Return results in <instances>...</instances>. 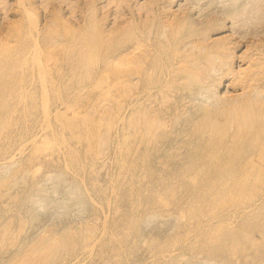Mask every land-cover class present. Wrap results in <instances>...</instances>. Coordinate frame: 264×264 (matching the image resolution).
Segmentation results:
<instances>
[{"label": "rangeland", "instance_id": "obj_1", "mask_svg": "<svg viewBox=\"0 0 264 264\" xmlns=\"http://www.w3.org/2000/svg\"><path fill=\"white\" fill-rule=\"evenodd\" d=\"M20 1L0 0V63L2 62L0 65L4 64L8 57L7 60L11 57L14 58V60L11 59L6 62L7 68L3 67L5 65L1 66L2 68L0 67V89H2L0 90V106H4L3 109L0 108L1 111L3 110L0 114V232L2 231L0 233V264H187L188 262V264H264V120L262 124L255 123L257 125L250 130H241L238 126L239 121L225 119L227 115L223 114V111L216 117L220 125L222 124V127H220L225 128L224 138L227 139V142L222 136V144L220 143L221 138H217L216 142L211 143L212 146L205 144L207 140L203 141L204 143L198 140L202 142V145H205L202 146L197 141V146L196 140L191 138L195 124L193 121L198 119L201 110L215 111V108L210 106L214 103L213 99H215L210 97L212 95V97H215L212 91L218 94H215L217 97L226 95L228 101L234 99L237 107H242L241 110L245 106L253 112L255 110L256 113H263L261 117L264 119V108L262 107L264 106V0H22L21 3L24 1L22 6L24 5L23 7H26V10L22 6H18L21 5ZM18 2L20 4H17ZM26 5L29 6V9ZM185 18L187 21H184ZM33 21H36L37 25H35L36 23L31 24ZM167 21L169 22L166 23ZM172 21L178 23L177 26L181 27L180 30L182 28L185 30L180 31ZM182 22L186 23L183 24ZM179 23H182L183 26ZM34 25L35 27H32ZM22 28L24 31L21 30ZM136 28L139 31L141 29L142 32H139ZM13 29L17 30H15V33L18 30L22 33L18 32L19 35L14 36ZM156 29L159 31L158 33ZM26 30L31 32L28 33ZM162 30L164 31L162 32ZM36 31L40 32H38L39 35ZM123 31L124 33H122ZM136 32L141 33V36ZM172 33L176 37L172 36ZM165 36L166 38H164ZM190 36L193 38H190ZM23 38L24 41H28V47L22 40ZM19 39L26 46H22ZM49 39H52V42ZM84 39L86 42H84ZM91 39L94 40L91 41ZM35 40H38V43ZM160 40L162 41L160 42ZM33 41L39 45L40 50L36 48V44L32 46ZM82 41L88 46L86 49L85 45L80 43ZM30 42L32 44H29ZM89 43L90 45H88ZM92 43L95 48L92 47ZM95 44H98V46L96 47ZM157 44H159L158 47ZM82 45L84 47L81 48ZM110 45L117 46L118 50L117 48L113 50L115 46L110 47ZM218 45H220L219 48H217ZM174 46L175 48H170ZM34 47L36 50L33 49ZM21 48H23L25 53H22L24 54L21 53ZM77 50H80V53L77 54ZM108 50H111V54L113 52L115 54H109ZM116 50L120 52L116 54ZM201 51L205 54L200 53ZM206 52H208L207 55ZM153 53L154 55H152ZM83 54L86 56H83ZM98 54L100 55L99 59L96 58V56H99ZM106 54L108 58L105 56ZM33 55L34 57H32ZM122 55L125 56L124 58L128 55L129 57L124 59ZM24 57L26 58L24 59ZM74 57H80V60ZM149 57L150 59H147ZM158 57L160 60H158ZM190 57L191 59H189ZM83 58H85V61H82ZM162 59L165 60L164 64L167 63L168 69L166 64L163 66ZM172 59L175 61H172ZM109 60L110 62H108ZM10 61L13 62L9 63ZM170 61H172V64ZM72 62L75 65H72ZM78 62L79 64H77ZM94 62H96L95 66ZM80 63L81 66L79 67ZM129 63L131 67L133 65L132 69ZM136 64H140L139 68L141 67L142 72L140 71L138 76L135 74L130 75L129 82L123 76L122 69V77L119 75L121 74L120 67L127 65V67H130L128 70L132 72L133 68L135 70L138 67H134ZM148 65H152L153 68ZM106 66H112L111 68L114 67V70L108 69ZM117 66L118 72L116 70ZM144 66L148 69H145ZM95 67H98L100 71L96 70ZM124 67L123 70L125 71L127 68ZM6 69L10 71L8 72ZM105 69L115 71L113 73L116 74L117 72L119 76L115 75L114 77L113 73L108 76L111 71H105ZM3 70L7 71L5 72L7 75ZM147 70L150 77V73H152L151 78L146 74ZM160 70L163 72H160ZM173 72L177 74L174 73V75ZM182 72L185 74L183 75ZM13 73V76L10 75ZM189 73H193V77ZM243 74L246 78H242ZM194 76L199 79L194 80ZM239 77L241 78L238 79ZM211 78H213L212 81ZM4 79L7 82H4ZM140 79L143 82H140L142 81ZM185 80L190 82L188 83ZM196 80L201 82H195ZM235 80L237 81V83L235 82L236 86H234ZM145 81H150L148 86L144 84ZM183 81L185 83L182 85ZM40 82L44 83L43 89ZM175 82H178V85ZM191 82L193 84L190 86L192 89L189 88L190 94L186 90L184 91L183 87H185L184 85L188 86L187 84ZM155 83L157 84L156 87ZM196 83H198V86ZM18 86L20 87L18 88ZM181 87L182 89H180ZM161 88L166 89L167 94ZM138 89L139 93L143 89L144 91L139 94L137 93ZM182 90L183 92H181ZM202 91L209 93V95ZM173 92H175V95ZM251 92H253V95ZM180 94L183 96L181 97ZM195 94H197L198 99ZM231 94L232 96H229ZM244 94H246V97ZM136 95H140L141 100ZM145 95H147V98ZM240 95H243V98ZM260 95L263 99L259 104L256 97H260ZM224 96H221L223 98L219 100L223 103L221 106L228 102ZM236 97H241L242 102L237 98L240 101L238 102ZM205 100H208V104H205ZM11 101L13 102L11 103ZM210 101L212 102L210 103ZM133 102H135L136 108H133L135 107ZM168 102L170 104H165ZM192 102L193 104H191ZM202 103L204 105H201ZM6 106L9 109L5 108ZM200 108L202 109L200 110ZM225 108L226 106L223 107V109ZM164 109H166V112ZM167 111L169 113L171 111V113L169 114ZM186 114L189 115V118ZM226 120L229 123L224 125ZM153 121L155 122L153 123ZM158 122H160V125ZM185 123H190V126ZM192 123L194 124L192 125ZM131 125L133 126L131 127ZM149 125L151 127H148ZM162 125L164 130H162ZM135 126L138 128L136 127V129ZM187 126L188 128H185ZM148 128L152 130H148ZM133 130L144 138V142L139 149L128 146V142L131 144L133 141L131 140L134 136ZM160 131L163 132V135L167 134V138L161 137L163 135H159ZM170 133L171 135H168ZM227 133L230 135L229 138H227ZM122 138L126 139V146ZM149 138L152 140L159 139L155 141L156 143H153L148 140ZM189 139H192V142ZM186 141H188L187 144H185ZM258 142H262L263 145ZM186 147L190 149L188 150ZM192 147L193 149L198 148V153L200 149L205 152L200 151L203 153H199L200 155L197 152L192 153L196 151L192 150ZM125 148L128 149L127 152ZM159 150L160 153H158ZM166 152H172V154H166ZM257 153L260 155L262 153V156L260 157ZM189 154L192 158L186 156ZM130 155L131 159H129ZM241 158H243L242 163ZM149 162H152V164ZM146 163L149 165H146ZM172 164L173 166H171ZM246 165L249 166L246 168ZM233 169H235L234 173L230 171ZM171 172L172 175H170ZM150 176L154 179L157 177L155 182ZM161 183L166 186H161ZM189 183L191 184L189 185ZM223 187H225V190ZM206 191L208 192L206 193ZM141 195H144V197ZM153 203L155 204L153 205ZM24 207L27 209H24ZM126 213L128 214L126 215ZM89 228L91 229L89 230ZM76 230L80 232L77 233ZM74 231L77 236L72 235L75 234ZM91 232H93V235ZM78 235H82L84 238L81 236L77 240ZM68 236H71V240ZM60 238L64 240L59 241ZM157 238L161 241H158ZM68 239L72 241L74 248L69 244ZM85 239L88 240L85 241ZM83 241L85 242L82 243ZM25 245L26 247H24ZM55 246L56 248H54ZM20 247H24L23 250ZM54 251L57 254L53 253Z\"/></svg>", "mask_w": 264, "mask_h": 264}, {"label": "bare ground", "instance_id": "obj_2", "mask_svg": "<svg viewBox=\"0 0 264 264\" xmlns=\"http://www.w3.org/2000/svg\"><path fill=\"white\" fill-rule=\"evenodd\" d=\"M21 1H22V0H21ZM21 1H20V3H21ZM20 3L18 2L17 4H20ZM22 3H24V1H23ZM22 3H21V5H18V6H22ZM148 3H149V2H148ZM150 4H151V3H150ZM152 4H153V3H152ZM147 5H148V4H147ZM23 6H24V5H23ZM23 6H22V7H23ZM26 6H27V5H26ZM150 6H153V5H150ZM27 7H28V9H29V6H27ZM131 7H132V6H131ZM23 8H24V7H23ZM25 8H26V7H25ZM25 8H24V9H25ZM18 9H19V8H18ZM24 9H23V11H24ZM28 9H27V10H28ZM146 9H147V8H146ZM153 9H154V8H153ZM25 10H26V9H25ZM24 12H25V11H24ZM129 12H130V11H129ZM153 12H154V11H153ZM174 13H175V12H174ZM183 13H184V12H183ZM27 14H28V13H27ZM30 14H31V13H30ZM30 14H29V15H30ZM148 14H149V12H148ZM177 14H178V13H177ZM126 15H127V14H126ZM175 15H176V14H175ZM116 16H117V15H116ZM170 16H171V15H170ZM172 16H173V15H172ZM179 16H180V15H179ZM185 16H186V14H185ZM173 17H174V16H173ZM177 17H178V16H177ZM177 17H175V18H177ZM27 18H29V17H27ZM31 18H33V17L31 16ZM131 18H132V17H131ZM154 18H155V17H154ZM182 18H183V16H182ZM33 19H34V18H33ZM33 19H32V20H33ZM177 19H178V18H177ZM177 19H176V21H177ZM180 19H181V16H180ZM28 20H29V19H28ZM36 20H37V19H36ZM129 20H130V19H129ZM182 20H183V19H182ZM185 20H186V18L184 19V21H185ZM192 20H193V19H192ZM30 21H31V20H30ZM30 21H29V23H30ZM180 21H181V20H180ZM180 21H178V22H180ZM186 21H187V20H186ZM156 22H158V21L156 20ZM168 22H169V21H167L166 23H168ZM172 22H174V23L176 24L175 21H172ZM189 22H190V19H189ZM32 23H36V21L31 22V24H32ZM136 23H137V22H136ZM136 23H135V24H136ZM142 23H143V22H142ZM182 23L185 24L186 22H185V23L182 22ZM182 23H179V24L182 25ZM172 24H173V23H172ZM177 24H178V23H177ZM177 24H176V26H177ZM35 25H37V23H36ZM35 25L32 26V27H35ZM157 25H158V24H157ZM160 25H161V24H160ZM160 25H159V26H160ZM162 25H163V24H162ZM166 25H167V24H166ZM181 25H180V26H181ZM204 25H205V24H204ZM204 25H203V26H204ZM137 26H138V25H137ZM169 26H171V25H169ZM174 26H175V25H174ZM182 26H183V25H182ZM207 26H208V25H207ZM14 27H15V26H14ZM133 27H134V25H133ZM177 27L179 28V26H177ZM184 27H185V25H184ZM187 27H188V26H187ZM189 27H191V26H189ZM205 27H206V26H205ZM18 28L20 29V26H19ZM25 28H26V27H25ZM25 28H24V29H25ZM27 28H28V27H27ZM37 28H38V27H37ZM120 28H121V27H120ZM140 28H141V27H140ZM153 28H154V27H153ZM153 28H152V29H153ZM171 28H172V27H171ZM174 28H175V27H174ZM180 28H181V27H180ZM180 28H179V30H180ZM199 28H200V27H199ZM206 28H207V27H206ZM40 29H41V27H40ZM136 29L139 31L138 28H136ZM182 29H183V28H182ZM182 29H181V30H182ZM196 29H197V28H196ZM13 30H14V33H15V30H16V29H13ZM21 30L24 31L23 28H22ZM28 30H30V29L28 28ZM28 30H26V32H27ZM37 30H38V29H37ZM96 30H97V29H96ZM96 30H95V31H96ZM156 30H157V29H156ZM164 30H165V29H164ZM164 30H162V32H163ZM181 30H180V31H181ZM184 30H185V29H183V31H184ZM192 30H193V29H192ZM200 30H201V29H200ZM204 30H205V29H204ZM204 30H203V31H204ZM16 31H17V30H16ZM41 31H43V30H41ZM120 31H121V30H120ZM140 31H141V29H140ZM140 31H139V32H140ZM143 31H144V28H143ZM153 31H154V30H153ZM170 31H172V30H170ZM177 31H178V30H177ZM193 31H194V30H193ZM193 31H191V32H193ZM198 31H199V30H198ZM203 31H202V33H203ZM18 32H19V30H18ZM18 32H16L14 36H16L17 34L19 35V33H20L21 31H20L19 33H18ZM30 32H31V31H28V33H30ZM38 32H39V31H36L37 34H38ZM134 32H135V30H134ZM141 32H142V31H141ZM144 32H145V31H144ZM144 32H143V33H144ZM146 32H147V31H146ZM155 32H156V31H155ZM158 32H159V31L157 30V33H158ZM162 32H160V33H162ZM175 32H176V30H175ZM194 32H196V31H194ZM21 33H22V32H21ZM24 33H25V32H24ZM24 33H23V34H24ZM39 33H40V32H39ZM84 33H85V32H84ZM96 33H97V32H96ZM122 33H124V31H123ZM122 33H121V34H122ZM136 33H137V32H136ZM143 33H142V34H143ZM151 33H152V32H151ZM157 33H155V34H157ZM185 33H186V32H185ZM200 33H201V32H200ZM202 33H201V34H202ZM23 34H22V35H23ZM41 34H42V33H41ZM137 34H138V33H137ZM140 34H141V33H140ZM140 34H138V35L141 36ZM172 34H173V33H172ZM177 34H178V32H177ZM177 34H176V35H177ZM196 34H198V33L196 32ZM201 34H200V35H201ZM204 34H205V33H204ZM204 34H203V35H204ZM38 35H39V34H38ZM42 35H43V34H42ZM93 35H94V34H93ZM96 35H97V34H96ZM144 35H145V34H144ZM165 35H166V33H165ZM169 35H170V34H169ZM178 35H180V34H178ZM27 36H28V35H27ZM36 36H37V35H36ZM90 36H92V35H90ZM103 36H104V35H103ZM119 36H120V35H119ZM139 36H137V37H139ZM145 36H146V35H145ZM145 36H144V37H145ZM153 36H154V35H153ZM153 36H152V37H153ZM172 36H174V34H173ZM188 36H189V35H188ZM191 36H192V34H191ZM191 36H190V38H193V37H191ZM193 36L195 37V34H194ZM201 36H202V35H201ZM37 37H39V36H37ZM96 37H97V36H96ZM154 37H155V36H154ZM156 37H157V36H156ZM159 37H160V36H159ZM161 37H162V36H161ZM161 37H160V38H161ZM174 37H176V36H174ZM177 37H178V36H177ZM18 38H19V37H18ZM93 38H95V37L93 36ZM131 38H132V36H131ZM139 38H140V37H139ZM157 38H158V37H157ZM164 38H166V36H165ZM184 38H185V36H184ZM198 38H199V36H198ZM203 38H204V36H203ZM37 39H38V38H37ZM39 39H40V38H39ZM76 39H77V38H76ZM102 39H103V37H102ZM120 39H121V38H120ZM137 39H138V38H137ZM142 39H143V38H142ZM142 39H141V40H142ZM144 39H145V38H144ZM167 39H168V36H167ZM170 39H171V38H170ZM181 39H183V38H181ZM187 39H188V38H187ZM187 39H186V40H187ZM19 40H20V39H19ZM22 40L24 41V38H23ZM49 40H50V39H49ZM51 40H52V39H51ZM51 40H50V42H52ZM55 40H56V39H55ZM89 40H90V38H89ZM89 40H88V42H89ZM93 40H94V39H91V41H93ZM139 40H140V39H139ZM152 40H153V39H152ZM162 40H163V39H162ZM162 40H160V42H161ZM16 41H17V40H16ZM23 41L20 40L21 44H22ZM35 41H36V40H35ZM37 41H38V40H37ZM37 41H36V43H38ZM39 41H40V40H39ZM58 41H59V40H58ZM103 41H104V40H103ZM133 41H134V40H133ZM149 41H150V40H149ZM149 41H148V42H149ZM168 41H169V39H168ZM172 41H173V39H172ZM181 41H182V40H181ZM181 41H180V42H181ZM189 41H190V39H189ZM195 41H196V40H195ZM203 41H204V40H203ZM222 41H223V40H222ZM17 42H19V41H17ZM24 42H25V44H26L27 47H28V44H27L28 41L26 42V40H25ZM54 42H55V41H54ZM84 42H86L85 39H84ZM84 42L82 41V42H80V43H81V44H82V43L84 44ZM96 42H97V40H96ZM104 42H105V41H104ZM126 42H127V41H126ZM153 42H155V41H153ZM190 42H191V41H190ZM196 42H198V41H196ZM36 43L33 41V45H32V46H35ZM74 43H75V42H74ZM117 43H118V41H117ZM164 43H165V42H164ZM181 43H182V42H181ZM198 43H200V42H198ZM220 43H221V42H220ZM17 44H18V43H17ZM29 44H32V43L30 42ZM52 44L55 45V44H57V43H55V44L52 43ZM52 44H51V45H52ZM61 44H62V43H61ZM85 44H86V43H85ZM85 44H84V45H85ZM100 44H101V43H100ZM159 44H161V43H159ZM159 44H157V47L159 46ZM182 44H183V43H182ZM187 44H189V43H187ZM196 44H197V43H196ZM15 45H16V44H15ZM23 45H24V43L22 44V46H23ZM26 45H24V46H26ZM36 45H37V44H36ZM57 45H58V44H57ZM59 45H60V44H59ZM72 45H74V44H72ZM88 45H90V43H89ZM95 45H96V44H95ZM131 45H132V44H131ZM143 45H144V44H143ZM145 45H146V44H145ZM149 45H150V44H149ZM153 45H154V44H153ZM172 45H173V44H172ZM180 45H181V44H180ZM205 45H207V44H205ZM210 45H211V44H210ZM225 45H226V44H225ZM18 46H19V44H18ZM38 46H39V45H37L36 48H38V50H40V49H39L40 47H38ZM79 46H80V44H79ZM97 46H98V44L96 45V47H97ZM111 46H113V45H110V47H111ZM114 46H115V45H114ZM114 46H113V47H114ZM123 46H124V45H123ZM125 46H126V44H125ZM125 46H124V47H125ZM127 46H128V45H127ZM151 46H152V45H151ZM162 46H163V45H162ZM185 46H186V45H185ZM207 46H208V45H207ZM212 46H213V44H212ZM219 46H220V45H218L217 48H219ZM223 46H224V45H223ZM223 46H222V48H224ZM82 47H84V46L82 45L81 48H82ZM86 47H88V46L85 45V49H86ZM92 47H94L93 43H92ZM113 47H112V48H113ZM119 47H120V46H119ZM121 47H122V46H121ZM147 47H148V46H147ZM163 47H164V46H163ZM165 47H166V44H165ZM177 47H178V46H177ZM190 47H192V46H190ZM190 47H189V48H190ZM199 47H201V45H199ZM204 47H205V46H204ZM81 48H79V49H81ZM94 48H95V47H94ZM103 48H104V47H103ZM107 48H108V47H107ZM116 48H117V46H115V47L113 48V50L116 49ZM126 48H127V47H126ZM133 48H134V47H133ZM145 48H146V47H145ZM153 48H154V47H153ZM155 48H156V47H155ZM170 48H175V46H174V47H170ZM170 48H169V51H170ZM207 48H208V47H207ZM222 48H221V49H222ZM21 49H22L21 53L24 52L23 48H21ZM24 49L26 50V48H24ZM33 49L36 50L35 47H34ZM85 49H84V50H85ZM87 49L89 50V48H87ZM121 49H122V48H121ZM124 49H125V48H124ZM147 49H148V48H147ZM159 49H161V48H159ZM186 49H187V48H186ZM195 49H196V48H195ZM200 49H201V48H200ZM221 49H220V50H221ZM19 50H20V49H19ZM90 50H91V47H90ZM90 50H89V52H90ZM117 50H118V48H117ZM117 50H116V54H117V52H120V51H117ZM125 50H127V49H125ZM125 50H124V51H125ZM151 50H152V47H151ZM157 50H158V49H157ZM161 50H163V49H161ZM164 50H165V48H164ZM212 50H213V49H212ZM215 50H216V49H215ZM225 50L227 51V49H225ZM30 51H31V50H30ZM79 51H80V50H79ZM79 51L77 50V54H78ZM95 51H97V50H95ZM99 51H100V49H99ZM106 51H107V50H106ZM106 51H105V52H106ZM122 51H123V50H122ZM124 51H123V52H124ZM141 51H142V50H141ZM154 51H155V50L153 49V52H154ZM158 51H160V50H158ZM166 51H167V50H166ZM196 51H197V50H196ZM196 51H195V52H196ZM204 51H205V50H204ZM217 51H218V50H217ZM36 52H37V51H36ZM105 52H103V53H105ZM108 52H110L109 54H111V50H110V51L108 50ZM127 52H128V51H127ZM129 52H130V51H129ZM139 52H140V51H139ZM151 52H152V51H151ZM151 52H150V53H151ZM173 52H174V50H173ZM183 52H184V51H183ZM189 52H190V51H189ZM189 52H188V53H189ZM208 52H209V51H208ZM208 52H206V55H207ZM210 52H211V51H210ZM218 52H219V51H218ZM21 53H20V54H21ZM24 53H25V52H24ZM24 53H22V54H24ZM64 53H65V52H64ZM79 53H80V52H79ZM85 53H86V52H85ZM91 53H92V52H91ZM113 53H114V52H113ZM113 53H112V54H113ZM133 53H134V51H133ZM137 53H138V52H137ZM156 53H158V52H156ZM165 53H166V52H165ZM169 53H170V52H169ZM169 53H168V54H169ZM192 53H193V52H192ZM200 53H202V51H201ZM211 53H212V52H211ZM1 54H2V53H1ZM22 54H21V55H22ZM107 54H108V53H107ZM107 54H106L105 56H107ZM112 54H111V55H112ZM114 54H115V53H114ZM119 54H120V53H119ZM121 54H122V52H121ZM130 54H131V53H130ZM193 54H194V53H193ZM198 54H199V53H198ZM202 54H205V53H202ZM220 54H222V53H220ZM226 54H227V53H226ZM28 55H29V54H28ZM35 55H36V54H35ZM45 55H46V54H45ZM79 55H80V54H79ZM86 55H87V53H86ZM86 55L83 54V56H86ZM90 55H91V54H90ZM90 55H89V56H90ZM93 55H94V54H93ZM95 55H96V54H95ZM98 55H99V54H98ZM102 55H103V54H102ZM123 55H125V54H123ZM123 55H122V56H123ZM140 55H141V52H140ZM143 55H144V54H143ZM152 55H154V53H153ZM156 55H157V54H156ZM163 55H164V54H163V52H162V57H163ZM166 55H167V54H166ZM172 55H174V54H172ZM172 55H171V56H172ZM187 55H189V54H187ZM212 55H213V54H212ZM217 55H218V54H217ZM217 55H216V56H217ZM1 56H2V55H1ZM16 56H17V55H16ZM37 56H38V55H37ZM76 56H77V55H76ZM109 56H110V55H109ZM114 56H116V55H114ZM122 56H121V58H122ZM131 56H132V55H131ZM133 56H135V55H133ZM181 56H182V55H181ZM190 56H191V55H190ZM196 56L198 57L197 54H196ZM214 56H215V55H214ZM226 56H227V55H226ZM14 57H15V56H14ZM21 57H22V56H21ZM32 57H34V55H33ZM39 57H40V56H39ZM97 57H98V59H99V58H100V55H99V56H96V58H97ZM112 57H113V56H112ZM112 57H111V58H112ZM116 57H117V56H116ZM124 57H125V56H123V58H124ZM128 57H129V55H128ZM128 57H126V58H128ZM141 57H142V56H141ZM154 57H156V56H154ZM159 57L161 58V56H159ZM159 57H158V60H160ZM164 57H165V56H164ZM203 57H204V56H203ZM205 57H206V56H205ZM5 58H6V57H5ZM8 58H9V57H8ZM8 58H7V59H8ZM15 58H16V57H15ZM25 58H26V57H24V59H25ZM35 58H36V57H35ZM74 58H75V57H74ZM77 58H79V60H80V57H76L75 59H77ZM86 58H87V57H86ZM93 58H94V57H93ZM96 58H95V60H97ZM104 58H105V57H104ZM107 58H108V56H107ZM109 58H110V57H109ZM126 58H124V59H126ZM132 58H133V57H132ZM169 58H170V55H169ZM169 58H168V59H169ZM171 58H173V57H171ZM195 58H196V57H195ZM214 58H215V57H214ZM220 58H221V57H220ZM3 59H4V57H3ZM7 59H6V62L9 61V60H11V59L14 60V58H12V57H11V59H9V60H7ZM17 59H18V58H17ZM17 59H16V61H17ZM37 59L40 61V59H39L38 57H37ZM37 59H36V60H37ZM51 59H52V58H51ZM68 59H69V57H68ZM71 59H73V58H71ZM75 59H74V60H75ZM84 59H85V58H83L82 61H85ZM105 59H106V58H105ZM142 59H143V57H142ZM147 59H150V57L147 58ZM156 59H157V58H156ZM165 59H166V58H165ZM182 59H183V58H182ZM189 59H191V57H190ZM207 59H208V58H207ZM228 59H231V58H228ZM38 60H37V62H38ZM74 60H73V61H74ZM101 60H103V59L101 58ZM128 60H130V59H128ZM144 60H145V59H144ZM151 60H152V59H151ZM154 60H155V59H154ZM162 60H163V59H162ZM173 60H174V59H172V61H173ZM178 60H179V59H178ZM1 61H2V60H1ZM26 61H27V60H26ZM26 61H25V62H26ZM111 61H112V60H111ZM133 61H134V60H133ZM139 61H140V60H139ZM146 61H148V60H146ZM164 61H165V60H163L162 63H163ZM166 61H167V59H166ZM168 61H169V60H168ZM172 61H170L171 64H172ZM174 61H175V60H174ZM212 61H213V60H212ZM6 62H5L4 64L0 65V67L3 66V65H5ZM12 62H13V61H12ZM12 62L10 61L9 63H12ZM18 62H19V61H18ZM25 62H24V64H25ZM76 62H77V61H76ZM76 62H75V63H76ZM96 62H97V61H96ZM96 62H94V66H95V63H96ZM108 62H110V60H109ZM135 62H136V61H135ZM143 62H144V61H143ZM149 62H150V61H149ZM170 62H169V63H170ZM184 62H185V61H184ZM202 62H203V61H202ZM215 62H217V61H215ZM222 62H223V61H222ZM226 62H227V61H226ZM1 63H2V62H1ZM1 63H0V64H1ZM9 63H8V64H9ZM15 63H16V62H15ZM34 63H35V62H34ZM40 63H41V62H40ZM60 63H61V62H60ZM98 63H99V62H98ZM101 63H104V62H101ZM114 63H115V62H114ZM144 63H145V62H144ZM146 63H147V62H146ZM156 63H157V60H156ZM159 63H160V62H159ZM173 63H176V62H173ZM24 64H23V65H24ZM77 64H79V62H78ZM77 64H76V65H77ZM82 64H83V63H82ZM99 64H100V63H99ZM99 64H98V65H99ZM132 64H133V63H132ZM150 64H151V63H150ZM165 64L167 65V63H165ZM165 64L163 63V66H164ZM179 64H180V63H179ZM219 64H220V63H219ZM223 64H224V63H223ZM247 64H248V63H247ZM11 65L13 66V64H11ZM11 65H10V66H11ZM37 65H38V64H37ZM72 65H75V64H73V62H72ZM72 65H70V66H72ZM89 65H90V64H89ZM100 65H101V64H100ZM129 65H130V63H129ZM129 65H128V66H129ZM139 65H140V64H139ZM139 65H137V64L134 65V67H136V66H138V67H137L135 70H134V68H133L132 72H131L130 70H128V68H130L131 65H130V67H127V65L124 67V66L122 65L124 68H127L126 70H128V71H126V70L124 71V70H123V67H122V68L120 67L119 69H120V71H121V69H122L124 75L122 74V71L120 72L121 74H119V75H120V76L123 75V76L125 77V79L128 80V82H129V79H130L129 77H130V75L135 74L136 76H138V75L140 74V71L142 72V70H140L141 67L139 68ZM152 65H153V64H152ZM152 65H148V66H152ZM169 65H170V64H169ZM185 65H186V64H185ZM12 66H11V67H12ZM80 66H81V63H80V65H79V67H80ZM113 66H114V65H113ZM115 66H116V65H115ZM156 66H157V65H156ZM158 66H159V65H158ZM176 66H178V65H176ZM191 66H192V65H191ZM221 66H222V65H221ZM246 66H247V65H246ZM3 67H6V65L3 66ZM77 67H78V66H77ZM111 67H112V66H111ZM111 67L106 66V68H108V69H109V68L112 69ZM132 67H133V65H132ZM132 67H131V69H132ZM145 67H146V66H144V68H145ZM166 67H167V69L169 68L168 65H167ZM166 67H165V69H166ZM222 67H223V66H222ZM226 67H227V66H226ZM226 67H225V68H226ZM1 68H2V67H1ZM1 68H0V69H1ZM6 68H7V67H6ZM8 68H9V67H8ZM20 68H21V67H20ZM71 68L73 69L74 67H71ZM92 68H93V67H92ZM100 68L103 69L102 67H100ZM144 68H143V69H144ZM152 68H153V66H152ZM162 68H163V67H162ZM174 68H175V67H174ZM193 68H194V67H193ZM4 69H5V68H4ZM9 69H11V68H9ZM83 69H84V68H83ZM95 69L97 70L98 67H97V68L95 67ZM117 69H118V66L116 67V70H117ZM145 69H148V67L145 68ZM170 69H171V68H170ZM215 69H216V68H215ZM215 69H214V70H215ZM227 69H228V68H227ZM239 69H241V68H239ZM239 69H238V70H239ZM243 69H244V68H243ZM243 69H242V70H243ZM6 70H8V69H6ZM6 70H5V71L3 70L4 73L7 72ZM12 70H13V69H12ZM38 70H39V69H38ZM98 70L100 71V69H98ZM106 70H107V69H105V71H106ZM112 70H114V67H113ZM157 70H158V69H157ZM157 70H156V71H157ZM184 70H185V69H184ZM186 70H187V69H186ZM195 70H196V69H195ZM208 70H209V68H208ZM220 70H221V69H220ZM220 70H219V71H220ZM245 70L247 71V69H245ZM0 71H1V70H0ZM9 71H10V70H8V72H9ZM42 71H43V70L41 69V72H42ZM101 71H102V70H101ZM107 71H111V70H107ZM118 71H119V70H117V72H118ZM143 71H145V70H143ZM150 71H152V70H150ZM164 71H165V70H164ZM172 71H173V70H172ZM187 71H188V70H187ZM191 71H192V70H191ZM199 71H201V70H199ZM12 72H13V71H12ZM39 72H40V70H39ZM102 72H103V71H102ZM113 72H115V71H111V72H109V74H110V73H113ZM117 72H116V74L113 73L114 75H113V74H112V75H113L114 77H115V75L118 77L119 75H117V74H118ZM160 72H163V71L160 70ZM165 72H166V71H165ZM195 72H196V71H195ZM208 72H209V71H208ZM234 72H235V71H234ZM236 72H237V71H236ZM247 72H248V71H247ZM2 73H3V72H2ZM10 73H11V72H10ZM99 73H101V72H99ZM99 73H98V75H99ZM144 73H145V72H144ZM149 73H150V72H149ZM153 73H154V71H153ZM155 73H157V72H155ZM174 73H175V72H173V74H174ZM178 73H179V72H178ZM182 73H183V72H182ZM250 73H251V72H250ZM0 74H1V73H0ZM5 74H6V73H5ZM107 74H108V73H107ZM109 74H108V76H111V74H110V75H109ZM146 74H148V70H147V73H146ZM150 74H151V77H152V73H150ZM175 74H177V73H175ZM175 74H174V75H175ZM184 74H185V73H183V75H184ZM189 74H190V73H189ZM192 74H193V73H192ZM192 74H190V76H191ZM217 74H218V73H217ZM231 74H232V73H231ZM231 74H230V75H231ZM237 74H239V73H237ZM244 74H245V73H244ZM244 74H243V75H244ZM246 74H247V73H246ZM6 75H7V74H6ZM10 75L13 76L14 73H13V74H10ZM38 75H40V74L38 73ZM94 75H95V74H94ZM96 75H97V74H96ZM102 75H103V74H102ZM105 75H106V74H105ZM148 75H149V74H148ZM154 75H155V74H154ZM166 75H167V74H166ZM196 75H197V74H196ZM223 75H224V74H223ZM223 75H222V77H223ZM226 75H227V74H226ZM241 75H242V74H241ZM247 75H249V74H247ZM247 75H246V76H247ZM3 76H4V74H3ZM3 76H2V77H3ZM43 76H44V75H43ZM160 76H161V75H160ZM186 76H187V74H186ZM213 76H214V74H213ZM232 76H234V75H232ZM236 76H237V75H236ZM239 76H240V75H239ZM250 76H251V75H250ZM255 76H256V75H255ZM0 77H1V76H0ZM94 77H95V76H94ZM101 77H102V76H101ZM114 77H113V79H114ZM117 77H116V78H117ZM121 77H122V76H121ZM140 77H141V76H140ZM140 77H139V78H140ZM145 77H146V75H145ZM147 77H148V76H147ZM149 77H150V75H149ZM151 77H150V78H151ZM153 77H154V76H153ZM158 77H159V76H157V78H158ZM191 77H193V75H192ZM191 77H190V78H191ZM198 77H199V76H198ZM243 77L246 78L245 75L242 76V78H243ZM150 78H149V79H150ZM162 78H163V77H162ZM169 78H170V77H169ZM169 78H168V79H169ZM185 78H186V77H185ZM190 78H189V79H190ZM200 78H201V77H200ZM214 78H215V77H214ZM232 78H233V77H232ZM232 78H231V79H232ZM240 78H241V77H239L238 79H240ZM5 79H6V78H5ZM5 79H4V82L6 81ZM8 79H10V78H8ZM94 79H95V78H94ZM100 79H101V78H100ZM105 79H106V78H105ZM137 79H138V78H137ZM144 79H145V78H144ZM149 79H148V80H149ZM154 79H155V78H154ZM158 79H159V78H158ZM170 79H173V78L171 77ZM191 79H192V78H191ZM195 79H199V78H197V77L195 78V76H194V80H195ZM201 79H202V78H201ZM212 79H213V78H211V81H212ZM233 79H234V78H233ZM238 79H236V80H238ZM2 80H3V79H2ZM40 80H41V79H40ZM42 80H43V79H42ZM106 80H107V79H106ZM123 80H124V78H123ZM140 80H142V79H140ZM152 80H153V79H152ZM159 80H161V79H159ZM194 80H193V81H194ZM207 80H208V79H207ZM209 80H210V79H209ZM236 80L234 81V83H235V82L237 83ZM245 80H247V79H245ZM248 80H249V79H248ZM0 81H1V78H0ZM9 81L11 82V80H9ZM9 81H8V82H9ZM14 81H15V80H14ZM14 81H13V82H14ZM146 81H147V80H146ZM146 81H145L144 84H146V85L148 86V83H149L151 80H150L149 82H146ZM163 81H164V80H163ZM165 81H166V80H165ZM177 81H178V80H177ZM185 81H186V80H185ZM254 81H256V80L254 79ZM6 82H7V81H6ZM17 82H18V81H17ZM20 82H21V80H20ZM32 82H33V80H32ZM118 82H119V81H118ZM121 82H122V81H121ZM140 82H143V80L140 81ZM155 82H156V81H155ZM173 82H174V81H173ZM173 82H172V83H173ZM178 82H180V81H178ZM178 82H177V83H178ZM186 82H188V81H186ZM189 82H190V81H189ZM189 82H188V83H189ZM195 82H198V81L196 80ZM199 82H201V81H199ZM199 82H198V83H199ZM208 82H209V81H208ZM208 82H207V83H208ZM241 82H242V81H241ZM246 82H247V81H246ZM250 82L253 83L252 81H250ZM0 83H1V82H0ZM18 83H19V82H18ZM18 83H17V84H18ZM21 83H22V82H21ZM21 83H20V85H21ZM29 83H30V82H29ZM40 83H41V82H40ZM138 83H139V81H138ZM156 83H157V82H156ZM156 83H155V87H156V85H157ZM175 83H176V82H175ZM175 83H174V84H175ZM177 83H176V84H177ZM183 83H185V82L183 81V82H182V85H183ZM198 83H196L197 86H198ZM202 83H204V82H202ZM214 83H215V82H214ZM220 83H221V82H220ZM220 83H219V84H220ZM236 83H235V85H234V84H233V85L236 86ZM243 83H244V82H243ZM243 83H241V84L243 85ZM12 84H13V83H12ZM24 84H25V83H24ZM41 84H42V83H41ZM43 84H44V83H43ZM43 84L41 85V86H42V89H43ZM120 84H121V83H120ZM124 84H125V83H124ZM142 84H143V83H142ZM151 84H152V83H151ZM153 84H154V83H153ZM165 84H166V83H165ZM165 84H164V85H165ZM192 84H193V82H191L190 84H187L188 86L184 85L185 87H183V90H184V91L186 90L187 92H189V88L192 89V88L190 87ZM204 84H205V83H204ZM244 84H245V83H244ZM22 85H23V83H22ZM137 85H138V84H137ZM160 85H161V83H160ZM164 85H163V86H164ZM177 85H178V84H177ZM194 85H195V84H194ZM239 85H240V84H239ZM239 85H238V86H239ZM249 85H251V84L249 83ZM252 85H254V84H252ZM1 86H2V85H1ZM11 86H12V85H11ZM15 86H17V85H15ZM15 86H14V87H15ZM23 86H24V85H23ZM26 86H27V85H26ZM29 86H31V84H29ZM122 86H124V85H122ZM122 86H121V87H122ZM138 86H140V85H138ZM150 86H151V85H150ZM167 86H168V85H167ZM197 86H195V87H197ZM212 86L214 87V85H212ZM212 86H211V88H213ZM227 86H228V85H227ZM19 87H20V86H18V88H19ZM27 87H28V86H27ZM27 87H26V88H27ZM136 87H137V86H136ZM145 87H146V86H145ZM158 87H159V86H158ZM158 87H157V88H158ZM161 87H162V86H161ZM174 87H175V86H174ZM179 87H180V86H179ZM195 87H193V88H195ZM199 87H200V85H199ZM216 87H218V86H216ZM247 87H248V86H247ZM249 87H250V86H249ZM0 88H1V87H0ZM15 88H17V87H15ZM22 88H24V87H22ZM30 88H31V87H30ZM137 88H138V87H137ZM148 88H149V87H148ZM148 88H146V89H148ZM152 88H153V86H152ZM152 88H151V91H152ZM214 88H215V87H214ZM252 88H253V86H252ZM252 88H251V90H252ZM254 88H256V87H254ZM12 89H13V88H12ZM28 89H29V88H28ZM32 89H33V88H32ZM124 89H125V87H124ZM153 89H154V88H153ZM161 89H163V88H161ZM180 89H182V87H181ZM246 89H248V88H246ZM258 89H259V88H258ZM258 89H257V90H258ZM0 90H2V89H0ZM15 90L17 91V89H15ZM15 90H14V91H15ZM20 90H21V89H20ZM127 90H128V89H127ZM129 90H130V89H129ZM155 90H156V89H155ZM157 90H158V89H157ZM165 90H166V89H165ZM165 90L163 89L162 91L165 92ZM169 90H171V89H169ZM173 90H174V89H173ZM183 90H182L181 92H183ZM197 90H198V89H197ZM200 90H201V89H200ZM202 90H204V89L202 88ZM210 90H211V89H210ZM213 90H214V89H213ZM217 90H218V89H217ZM6 91H7V90H6ZM8 91H9V88H8ZM21 91H23V90H21ZM26 91H27V90H26ZM131 91H132V90H131ZM140 91H141V89H140ZM143 91H144V89H143ZM143 91H142V92H143ZM146 91H147V90H146ZM149 91H150V90H149ZM151 91H150V92H151ZM174 91H175V90H174ZM190 91H191V90H190ZM192 91H193V90H192ZM207 91L209 92V90H207ZM246 91L249 93L248 90H246ZM252 91H253V90H252ZM259 91H260V90H259ZM24 92H25V90H24ZM135 92H136V90H135ZM135 92H134V93H135ZM142 92H141V93H142ZM147 92H148V91H147ZM164 92H163V95H164ZM166 92H167V91H166ZM166 92H165V93H166ZM175 92H176V91H175ZM175 92H173L174 95H175ZM177 92H179V91H177ZM202 92H205V91H202ZM212 92L214 93V96H215V97H212L213 95L210 96V97H211V98H215V99H213V100H214V103H212L210 106L213 107V108H215V111L212 112L211 110H208V109L205 110V109L200 108V110H201V109H202V110H201V112L199 111L200 114L198 115V119H196L195 121H193L195 124L192 123V125L194 124V127H193V129H192V130H193V133L191 134V138L196 140V144L199 142V143L202 145V142H203V141L205 142V141L207 140V142H205V144L207 143V144H209L210 146H212V144H213L214 142H216L215 140H217V138H221V139H220V143H221L222 136H223V138L225 137V133H226V131H225V128H221V127H222V126H221L222 124L220 125V122L217 120V117H216V116H217L218 114L222 113L223 111H224L223 114L227 115V117H225V119H227V120H229V121H230V120H234V119H236L237 121H239L238 126H239V129H241V130H250V129L254 128L257 124H262V123H263V120H264V119L261 117V115H263V113H262V114H260L259 112L256 113L254 109H253V110H254V112H253V111H251L250 109L248 110L247 107L245 108V106H244V109L241 110L242 107L238 108L237 105H236V103H234V102H235L234 99H232V98H231L232 100H230L231 102L228 101V99L225 97L226 95H225V96H224V95H221V96H224V97L227 99L228 102H227V103H224V106H221V105H223V103H222V102H219V100H222L223 97H221V96H218V97H217V96L215 95V94H217V93H215L214 91H212ZM212 92L210 91L209 93H212ZM3 93H4V92H3ZM6 93H7V92H6ZM129 93H130V92H129ZM131 93H132V92H131ZM131 93H130V94H131ZM137 93H139V89H138ZM141 93H139V94H141ZM161 93H162V92H161ZM170 93H171V92H170ZM179 93H180V92H179ZM184 93H186V92H184ZM189 93H190V92H189ZM196 93H198V92H196ZM205 93H207V92H205ZM205 93H204V94H205ZM209 93H207V95H209ZM252 93H253V92H251V94H252ZM262 93H263V92H262ZM4 94H5V93H4ZM132 94H133V93H132ZM149 94H150V93H149ZM151 94H152V93H151ZM155 94H156V93H155ZM166 94H167V93H166ZM181 94H183V93H181ZM181 94H180V96H181ZM187 94H188V93H187ZM190 94H191V93H190ZM204 94H203V96H204ZM226 94H227V93H226ZM228 94H230V93H228ZM238 94H239V92H238ZM240 94H241V93H240ZM263 94H264V93H263ZM6 95H7V94H6ZM41 95H42V94H41ZM147 95H148V94H147ZM147 95H145L146 98H147ZM152 95H153V94H152ZM177 95H178V94H177ZM195 95H196V97H197V99H198L197 94H195ZM195 95H194V97H195ZM207 95H206V96H207ZM210 95H211V94H210ZM217 95H218V94H217ZM235 95H236V94H235ZM248 95H249V94H248ZM248 95H247V96H248ZM252 95H253V94H252ZM258 95H259V94H258ZM258 95H257V96H258ZM13 96H14V95H13ZM17 96H18V95H17ZM17 96H16V97H17ZM136 96L139 97L140 95H136ZM141 96H142V95H141ZM158 96H159V95H158ZM158 96H157V98H158ZM160 96H161V95H160ZM167 96H168V95H167ZM182 96H183V95H182ZM182 96H181V97H182ZM190 96H193V95H190ZM199 96H200V95H199ZM203 96L201 95V97H203ZM229 96H232V94L229 95ZM240 96H241V95H240ZM242 96H243V95H242ZM242 96H241V97H242ZM244 96L246 97V94H244ZM250 96H251V95H250ZM128 97H129V96H128ZM143 97H144V96H143ZM171 97H172V96H171ZM175 97H177V96H175ZM216 97H217V98H216ZM241 97H240V98H241ZM252 97H253V96H252ZM8 98H9V97H8ZM139 98H140V97H139ZM144 98H145V97H144ZM144 98H143V99H144ZM203 98H204V97H203ZM207 98H208V97H207ZM211 98H210V100H211ZM225 98H224V99H225ZM237 98H239V97H236V99H237ZM240 98H239V99H240ZM242 98H243V97H242ZM256 98H257V100H258V103H259V102H262L261 99H263V98L261 97V95H260V97H256ZM1 99H2V98H1ZM10 99H11V97H10ZM126 99H127V98H126ZM133 99H134V98H133ZM181 99H183V98H181ZM204 99H205V98H204ZM224 99H223V100H224ZM245 99H246V98H245ZM245 99H244V103H245ZM247 99H248V98H247ZM13 100H14V99H13ZM19 100H20V99H19ZM121 100H122V98H121ZM135 100H136V99H135ZM140 100H141V98H140ZM145 100H146V99H145ZM174 100H175V99H174ZM174 100H173V101H174ZM177 100H178V99H177ZM188 100H189V98H188ZM242 100H243V99H242ZM252 100H253V99H252ZM257 100H256V101H257ZM7 101H8V100H7ZM130 101H132V100H130ZM173 101H172V102H173ZM178 101H179V100H178ZM182 101H183V100H182ZM182 101H181V102H182ZM189 101H190V100H189ZM191 101H193V100H191ZM205 101H206V100H205ZM207 101H208V100H207ZM207 101L205 102V104L207 103ZM237 101H238V99H237ZM237 101H236V102H237ZM240 101H241V99H240ZM240 101H238V102H240ZM12 102H13V101H11V103H12ZM15 102H16V101H15ZM18 102H19V101H18ZM124 102H125V101H124ZM136 102H137V101H136ZM141 102H143V101H141ZM141 102H140V103H141ZM161 102H162V101H161ZM172 102H171V103H172ZM175 102H176V101H175ZM179 102H180V101H179ZM185 102L187 103L188 101L186 100ZM203 102H204V101H203ZM211 102H212V101H210V103H211ZM241 102H242V101H241ZM4 103H5V102H4ZM133 103L135 104V102H133ZM138 103H139V102H138ZM155 103H156V102H155ZM159 103H160V102H159ZM194 103H195V102H194ZM210 103H209V104H210ZM258 103H257V104H258ZM263 103H264V102H263ZM2 104H3V103H2ZM146 104H147V103H146ZM165 104H170V103L168 102V103H165ZM175 104H176V103H175ZM175 104H174V105H175ZM178 104H179V103H178ZM188 104H189V103H188ZM191 104H193V102H192ZM198 104H200V103H198ZM207 104H208V103H207ZM238 104H240V103H238ZM257 104H256V106H257ZM259 104H260V103H259ZM0 105H1V103H0ZM3 105H4V104H3ZM7 105H9V104H7ZM18 105H19V104H18ZM128 105H129V104H128ZM132 105H133V104H132ZM132 105H131V106H132ZM141 105H142V104H141ZM150 105H151V104H150ZM150 105H148V106H150ZM156 105H157V103H156ZM158 105H160V104H158ZM163 105H164V104H163ZM186 105H187V104H186ZM195 105H197V104L195 103ZM201 105H204V103H202ZM241 105H242V103H241ZM245 105H246V104H245ZM247 105H248V102H247ZM254 105H255V104H254ZM254 105H252V106H254ZM262 105H263V104H262ZM11 106H12V104H11ZM129 106H130V105H129ZM134 106H135V107H133V106H132V107H133V108H136V104H135ZM137 106H138V104H137ZM166 106H167V105H166ZM182 106H183V105H182ZM190 106H191V105H190ZM205 106H206V105H205ZM225 106H226V108L223 109V107H225ZM238 106H239V105H238ZM260 106H261V105H260ZM3 107H4V106H3ZM3 107L0 106L1 109H3ZM13 107H14V106H13ZM119 107H120V106H119ZM157 107H158V106H157ZM157 107H156V108H157ZM160 107H161V105H160ZM160 107H158V108H160ZM197 107H198V106H197ZM200 107H203V106H200ZM206 107H207V106H206ZM248 107H249V106H248ZM254 107H255V106H254ZM262 107L264 108V106H262ZM5 108H8V107L6 106ZM120 108H121V107H120ZM127 108H130V107L127 106ZM127 108H126V109H127ZM138 108H139V107H138ZM171 108H172V107H171ZM176 108H177V107H176ZM184 108H186V107H184ZM190 108H191V107H190ZM204 108H205V107H204ZM255 108H256V107H255ZM260 108H261V107H260ZM8 109H9V108H8ZM14 109H15V107H14ZM122 109H123V107H122ZM124 109H125V108H124ZM130 109H131V108H130ZM145 109H146V108H145ZM153 109H154V108H153ZM177 109H178V108H177ZM23 110H24V109H23ZM119 110H120V109H119ZM127 110H128V109H127ZM137 110H138V109H137ZM148 110H149V109H148ZM164 110H165V112H166V109H164ZM187 110H188V109H187ZM194 110H196V109H194ZM194 110H193V111H194ZM197 110H199V109H197ZM0 111H1V110H0ZM2 111H3V110H2ZM2 111L0 112V114L2 113ZM130 111H131V110H130ZM144 111H145V110H144ZM183 111H184V109H183ZM183 111H181V113H183ZM190 111H191V109L189 110V112H190ZM4 112H5V111H4ZM12 112H13V111H12ZM119 112H120V111H119ZM134 112H135V110H134ZM158 112H159V111H158ZM167 112H168V111H167ZM175 112H177V111H175ZM197 112H198V111H197ZM261 112H262V111H261ZM7 113H8V112H7ZM125 113H127V112H125ZM125 113H124V114H125ZM168 113H169V112H168ZM170 113H171V111H170ZM170 113H169V114H170ZM194 113H195V112H194ZM160 114H161V113H160ZM6 115H7V114H6ZM10 115H11V114H10ZM142 115H143V114H142ZM145 115H146V114H145ZM154 115H155V114H154ZM174 115H175V114H174ZM174 115H173V116H174ZM180 115H181V114H180ZM184 115H185V114H184ZM186 115H187V118H189V115H188V114H186ZM191 115H192V114H191ZM0 116H1V115H0ZM124 116H125V115H124ZM124 116H123V117H124ZM173 116H170V117L172 118ZM195 116H196V115H195ZM195 116H194V117H195ZM5 117H6V116H5ZM5 117H4V118H5ZM7 117H8V116H7ZM136 117H137V115H136ZM157 117H158V116H157ZM159 117H160V116H159ZM161 117H162V115H161ZM163 117H165V116H163ZM184 117H185V116H184ZM184 117H183V118H184ZM165 118H166V117H165ZM185 118H186V117H185ZM185 118H184V119H185ZM187 118H186V119H187ZM190 118H191V117H190ZM218 118H219V117H218ZM222 118H223V117H222ZM120 119H121V118H120ZM149 119H150V118H149ZM163 119H164V118H163ZM192 119H193V118H192ZM161 120H162V119H161ZM178 120H179V116H178ZM178 120H177V121H178ZM190 120H191V119H190ZM220 120H221V118H220ZM227 120H226V123H225V124L223 123L224 125H226V124L229 123ZM119 121H120V120H119ZM142 121H143V120H142ZM224 121H225V120H224ZM123 122H124V120H123ZM132 122H133V121H132ZM154 122H155V121H153V123H154ZM183 122H185V121H183ZM121 123H122V122H121ZM135 123H136V122H135ZM135 123H134V124H135ZM159 123H160V122H158V124H159ZM179 123L181 124L180 121H179ZM187 123H188V122H187ZM187 123H185V124L188 125V126H190V123H189V124H187ZM255 123H257V124H255ZM124 124H125V123H124ZM124 124H123V125H124ZM134 124H133V125H134ZM174 124H175V123H174ZM176 124H177V122H176ZM185 124H184V125H185ZM64 125H65V124H64ZM133 125H131V127H132ZM154 125H155V124H154ZM159 125H160V124H159ZM159 125H158V126H159ZM177 125H179V124H177ZM231 125H232V124H231ZM72 126H73V125H72ZM138 126H140V125H138ZM169 126H170V124H169ZM173 126H174V125H173ZM173 126H172V127H173ZM188 126L185 127V128H188ZM220 126H221V127H220ZM227 126H228V125H227ZM136 127H137V126H135V128H136ZM140 127H142V126H140ZM148 127H151V125H149ZM161 127H163L162 130H164V126L162 125ZM165 127H166V126H165ZM182 127H183V125H182ZM228 127H229V126H228ZM228 127H227V128H228ZM62 128H63V127H62ZM122 128H123V127H122ZM137 128H138V127H137ZM137 128H136V129H137ZM156 128H157V127H156ZM168 128H169V127H168ZM173 128L175 129V127H173ZM173 128H172V130H173ZM142 129H143V128H142ZM142 129H140V130H142ZM149 129H150V128H148V130H149ZM152 129H153V127H152ZM152 129H150V130H152ZM166 129H167V128H166ZM181 129H182V128H181ZM232 129H233V128H232ZM257 129H259V128L257 127ZM124 130H125V129H124ZM129 130H130V129H129ZM153 130H154V129H153ZM158 130H159V129H158ZM177 130H178V129H177ZM179 130H180V129H179ZM184 130H185V129H184ZM226 130H227V129H226ZM122 131H123V130H122ZM122 131H121V132H122ZM165 131H166V130H165ZM165 131H164V132H165ZM230 131H231V130H230ZM128 132H129V131H128ZM133 132H134V130H133ZM154 132H155V131H154ZM158 132H159V131H158ZM190 132H192V131H190ZM228 132H229V131H228ZM235 132H236V131H235ZM251 132H252V131H251ZM134 133H135V134H134ZM134 133H133V135H134V136H133V139H131V140H133V141L131 142V144H130V142H128V146H130V147H131V146H134L135 149H136V148L139 149V148H141V144H143V142H144V138H143V136H141V135L139 136L138 133H136V132H134ZM151 133H152V131H151ZM179 133H180V132H179ZM179 133H178V136H179ZM182 133H183V131H182ZM231 133H232V132H231ZM116 134H117V133H116ZM149 134H150V133H149ZM160 134L163 135V132L161 133V131H160L159 135H160ZM253 134H254V133H253ZM62 135H63V134H62ZM164 135H165V136H164ZM164 135L161 136V137H164V138H165L167 134H164ZM168 135H171V133L168 134ZM183 135H184V134H183ZM227 135H228V137H227ZM227 135H226V137L229 138L230 135H229L228 133H227ZM235 135H236V134H235ZM148 136H150V135H148ZM186 136H187V134H186ZM232 136H233V135H232ZM242 136H243V134H242ZM66 137H68V136H66ZM181 137H182V136H181ZM189 137H190V136H189ZM234 137H235V136H234ZM124 138H125V137H124ZM124 138H122V140L124 141V144H125V140H126V139H124ZM166 138H167V137H166ZM168 138H169V137H168ZM176 138H177V136H176ZM112 139H113V138H112ZM158 139H159V138H158ZM158 139H153V140H152L151 138H149L148 140H149V141L151 140V141L154 143L156 140L158 141ZM161 139H162V138H161ZM179 139H180V138H179ZM186 139H188V138H186ZM186 139H185V140H186ZM192 139H189V140L191 141ZM225 139H226V138H224V140H225ZM235 139H236V138H235ZM242 139H243V138H242ZM128 140H129V139H128ZM175 140H176V139H175ZM182 140H184V139H182ZM198 140H201L202 142H201V141H198ZM0 141H1V140H0ZM197 141H198V142H197ZM233 141H234V140H233ZM62 142H63V140H62ZM121 142H122V141H121ZM163 142H164V139H163ZM187 142H188V141H186V143H185V142H184V143L187 144ZM191 142H192V141H191ZM194 142H195V141H194ZM204 142H203V143H204ZM225 142H227V139H226ZM241 142H242V140H241ZM251 142H252V141H251ZM251 142H250V144H251ZM153 143H152V144H153ZM155 143H156V142H155ZM172 143H174V142H172ZM175 143H176V141H175ZM211 143H212V144H211ZM220 143H219V145H220ZM234 143H235V141H234ZM234 143H233V144H234ZM238 143H239V142H238ZM258 143H260V145L262 144V142H258ZM258 143H257V144H258ZM165 144H166V143H165ZM178 144H179V143H178ZM180 144H181V143H180ZM180 144H179V145H180ZM194 144H195V143H194ZM205 144H204V145H205ZM221 144H222V143H221ZM231 144H232V141H231ZM257 144H256V145H257ZM145 145H147V144H145ZM148 145H149V144H148ZM156 145H157V144H156ZM162 145H163V144H162ZM162 145H160V146H162ZM181 145H182V144H181ZM190 145H191V144H190ZM204 145H202V146H204ZM215 145H216V144H215ZM228 145H230V144L228 143ZM228 145H227V148L229 147ZM258 145H259V144H258ZM262 145H263V144H262ZM122 146H123V145H122ZM125 146H126V144H125ZM154 146H155V145H154ZM160 146H159V147H160ZM168 146H169V145H168ZM197 146H198V144H197ZM199 146H200V145H199ZM213 146H214V145H213ZM217 146H218V144H217ZM232 146H233V145H232ZM117 147H118V146H117ZM123 147H124V146H123ZM123 147H122V148H123ZM145 147H146V146H145ZM149 147H150V145H149ZM159 147H157V148L159 149ZM169 147H170V146H169ZM173 147H174V146H173ZM187 147H189V146H187ZM187 147H186V148H187ZM190 147H191V146H190ZM195 147H196V146H195ZM205 147H206V146H205ZM205 147H203V148H205ZM223 147H224V144H223ZM223 147H222V149H223ZM263 147H264V146H263ZM142 148H143V145H142ZM174 148H175V147H174ZM177 148H179V147H177ZM180 148H181V147H180ZM212 148H213V147H212ZM214 148H215V147H214ZM217 148H218V147H217ZM125 149H127V148H125ZM155 149H156V148H155ZM155 149H153V151H154ZM161 149H162V148H161ZM167 149H169V148H167ZM187 149H188V148H187ZM187 149H184V150H187ZM189 149H190V148H189ZM189 149H188V150H189ZM191 149H192V150H196V151H193V152L190 150L192 153L198 151V150H197L198 148H197V149H193V147H192ZM199 149H200V148H199ZM209 149H211V148H209ZM215 149H216V148H215ZM121 150H122V149H121ZM151 150H152V148H151ZM207 150H208V147H207ZM207 150H206V151H207ZM212 150H213V149H212ZM212 150H211V152H212ZM217 150H218V149H217ZM217 150H216V151H217ZM259 150H260V149H259ZM125 151L127 152L128 149L125 150ZM132 151H133V150H132ZM137 151H138V150H137ZM155 151H156V150H155ZM173 151H174V150H173ZM200 151H202V149H200ZM200 151H199V153H202V152H203V151H202V152H200ZM221 151H222V150H221ZM233 151H234V148H233ZM261 151H262V148H261ZM121 152H123V151H121ZM126 152H124V153H126ZM135 152H136V151H135ZM135 152H134V153H135ZM141 152H142V151H141ZM143 152H144V153H147V152H145V151H143ZM151 152H152V151H151ZM156 152H157V151H156ZM156 152H155V154H156ZM160 152H161V151L159 150L158 153H160ZM162 152H163V151H162ZM164 152H165V151H164ZM164 152H163V153H164ZM182 152H183V151H182ZM204 152H205V151H204ZM204 152H203V153H204ZM229 152H230V151H229ZM231 152H232V151H231ZM234 152H235V151H234ZM248 152H249V151H248ZM263 152H264V151H263ZM128 153H129V152H128ZM138 153H139V152H138ZM138 153H137V154H138ZM148 153H149V152H148ZM148 153H147V154H148ZM168 153H170V152H168ZM168 153L166 152V154H168ZM186 153H187V152H186ZM188 153H189V152H188ZM197 153H198V152H197ZM197 153H195V154H197ZM199 153H198V154H199ZM203 153H202V154H203ZM207 153H208V152H207ZM232 153H233V152H232ZM250 153H251V152H250ZM259 153H260V152H259ZM259 153H257V155H258ZM170 154H172V152H171ZM170 154H169V155H170ZM184 154H185V153H184ZM202 154H201V155H202ZM240 154H241V153H240ZM240 154H239V155H240ZM122 155H123V154H122ZM133 155H134V154H133ZM149 155H150V154H149ZM149 155H148V156H149ZM153 155H154V152H153ZM153 155H152V157H153ZM156 155H157V154H156ZM158 155H159V154H158ZM169 155H168V156H169ZM181 155H183V154H181ZM199 155H200V154H199ZM230 155H231V154H230ZM124 156H125V155H124ZM186 156H189L188 158H192V157H190V154H189V155H186ZM186 156H183V157H186ZM192 156H193V154H192ZM194 156H195V155H194ZM242 156H244V155H242ZM242 156H241V157H242ZM259 156L261 157V156H262V153H261V155L259 154ZM139 157H141V156H139ZM142 157H143V155H142ZM146 157H147V156H146ZM152 157H151V158H152ZM165 157H166V155H165ZM165 157H164V158H165ZM178 157H180V156H178ZM178 157H177V158H178ZM183 157H182V158H183ZM209 157H210V155H209ZM221 157H222V156H221ZM127 158H128V157H127ZM144 158H145V157H144ZM158 158H159V157H158ZM177 158H176V160H177ZM193 158H194V157H193ZM236 158H237V156H236ZM238 158H239V157H238ZM250 158H251V157H250ZM129 159H131V155H130V158H129ZM136 159H137V158H136ZM145 159H146V158H145ZM180 159H181V158H180ZM212 159H213V157H212ZM242 159H243V158H241V163H242ZM132 160H133V159H132ZM159 160H160V159H159ZM159 160H158V162H159ZM170 160H171V159H170ZM178 160H179V159H178ZM187 160H188V159H187ZM189 160H190V159H189ZM191 160H193V159H191ZM213 160H215V158H214ZM219 160H220V159H219ZM222 160H223V159H222ZM248 160H249V158H248ZM258 160H259V159H258ZM260 160H261V159H260ZM263 160H264V158H263ZM137 161H138V160H137ZM149 161H150V160H149ZM156 161H157V160H156ZM161 161H162V160H161ZM173 161H174V160H173ZM179 161H180V160H179ZM194 161H195V160H194ZM139 162H140V160H139ZM146 162H147V161H146ZM185 162H186V161H185ZM232 162L234 163V161H232ZM248 162H249V161H248ZM250 162H251V161H250ZM134 163H135V162H134ZM149 163H150V162H149ZM182 163H184V162H182ZM186 163H187V162H186ZM198 163H199V162H198ZM223 163H224V162H223ZM252 163H253V162H252ZM132 164H133V162H132ZM139 164H140V163H139ZM144 164H145V162H144ZM150 164H152V162H151ZM158 164H159V163H158ZM161 164H162V163H161ZM173 164H174V163H173ZM173 164H172L171 166H173ZM178 164H179V163H178ZM196 164H197V163H196ZM196 164H195V165H196ZM239 164H240V163H239ZM239 164H238V165H239ZM247 164H248V163H247ZM255 164H257V163H255ZM140 165H141V164H140ZM140 165H139V166H140ZM146 165H149V164L146 163ZM175 165H177V164H175ZM175 165H174V166H175ZM180 165H182V164H180ZM189 165H190V164H189ZM195 165H194V166H195ZM219 165H220V164H219ZM234 165H235V164H234ZM252 165H253V164H252ZM143 166H144V165H143ZM236 166H237V165H236ZM241 166H242V165H241ZM248 166H249V165H248ZM248 166L246 165L245 167L247 168ZM130 167H132V166H130ZM151 167H152V165H151ZM126 168H127V167H126ZM134 168H135V166H134ZM153 168H154V167H153ZM156 168H157V166H156ZM156 168H155V169H156ZM235 168H237V167H235ZM238 168H240V167H238ZM238 168H237V169H238ZM254 168H255V167H254ZM256 168H257V167H256ZM130 169H131V168H130ZM135 169H137V168H135ZM158 169H159V168H158ZM176 169H178V168H176ZM179 169L181 170L182 168H179ZM230 169H231V168H230ZM244 169H245V168H244ZM128 170H129V169H128ZM140 170H141V166H140ZM140 170H139V171H140ZM172 170H175V169H172ZM130 171H131V170H130ZM134 171H135V170H134ZM141 171H142V170H141ZM143 171H145V170H143ZM148 171H149V170H148ZM152 171H153V170H152ZM158 171H159V170H158ZM169 171H170V170H169ZM212 171H213V170H212ZM230 171H232V173H234V172H235V169L230 170ZM237 171H238V170H237ZM237 171H236V172H237ZM245 171H246V170H245ZM251 171H252V169H251ZM136 172H137V171H136ZM174 172H175V171H174ZM174 172H173V173H174ZM176 172H177V171H176ZM184 172H185V169H184ZM242 172H243V170H242ZM254 172H255V170H254ZM256 172H257V171H256ZM141 173H142V172H141ZM145 173L147 174L148 172H145ZM153 173H154V172H153ZM182 173H183V171H182ZM216 173H217V172H216ZM244 173H245V172H244ZM132 174H133V173H132ZM139 174H140V173H139ZM143 174H144V173H143ZM146 174H145V175H146ZM157 174H158V173H157ZM19 175H20V173H19ZM62 175H63V174H62ZM126 175H128V174H126ZM164 175H165V174H164ZM170 175H172V172H171ZM182 175H183V174H182ZM230 175H231V173H230ZM232 175H233V174H232ZM242 175H243V173H242ZM247 175H248V174H247ZM253 175H254V173H253ZM132 176H133V175H132ZM151 176H152V174H151ZM151 176H150V177H151ZM154 176H155V175H154ZM167 176H168V175H167ZM185 176H187V175L185 174ZM235 176H236V174H235ZM235 176H234V177H235ZM251 176H252V175H251ZM158 177H160V176H158ZM168 177H171V176H168ZM168 177H167V178H168ZM197 177H198V176H197ZM231 177H233V176H231ZM245 177H246V176H245ZM57 178H58V177H57ZM130 178H131V177H130ZM133 178H134V176H133ZM133 178H132V179H133ZM136 178L138 179V177H136ZM151 178H152V177H151ZM156 178H157V177H156ZM156 178H155V179L152 178V180L154 179V182H155ZM167 178H166V179H167ZM226 178H227V176H226ZM140 179H141V177H140ZM231 179H232V178H231ZM57 180H58V179H57ZM152 180H150V181H152ZM223 180H224V179H223ZM232 180H233V179H232ZM42 181H43V180H42ZM59 181H60V180H59ZM157 181H158V180H157ZM157 181H156V182H157ZM160 181H161V180H160ZM168 181H169V180H168ZM201 181H202V180H201ZM216 181H217V180H216ZM229 181H230V180H229ZM17 182H18V181H17ZM162 182H163V180H162ZM222 182H223V181H222ZM225 182H226V181H225ZM225 182H224V183H225ZM20 183H21V182H20ZM37 183H38V182H37ZM37 183H36V184H37ZM158 183H159V182H158ZM179 183H180V182H179ZM33 184H34V183H33ZM168 184H169V183H168ZM190 184H191V183H189V185H190ZM14 185H15V184H14ZM34 185H35V184H34ZM187 185H188V183H187ZM196 185H197V184H196ZM214 185H215V184H214ZM222 185H223V184H222ZM39 186H40V185H39ZM39 186H38V187H39ZM42 186H43V185H42ZM42 186H41V187H42ZM157 186H158V185H157ZM161 186H164V185H162V183H161ZM165 186H166V185H165ZM165 186H164V187H165ZM191 186H192V185H191ZM191 186H190V187H191ZM211 186H212V185H211ZM220 186H221V185H220ZM215 187H216V186H215ZM30 188H31V187H30ZM161 188H163V187H161ZM188 188H189V186H188ZM216 188H217V187H216ZM223 188H224V190H225V187H223ZM36 189H38V188H36ZM41 189H42V188H41ZM43 189H44V188H43ZM159 190H161V189L159 188ZM193 190H194V189H193ZM204 190H205V189H204ZM213 190H214V189H213ZM26 191H27V190H26ZM30 191H31V190H30ZM34 191H35V190H34ZM39 191H40V190H39ZM211 191H212V190H211ZM220 191H221V190H220ZM37 192H38V191H37ZM141 192H142V190H141ZM144 192H145V191H144ZM144 192H143V193H144ZM207 192H208V191H206V193H207ZM223 192L225 193V191H223ZM223 192H222V193H223ZM32 193H33V192H32ZM146 193H147V192H146ZM161 193H162V192H161ZM224 193H223V194H224ZM37 194H38V193H37ZM37 194H36V195H37ZM168 194H169V193H168ZM202 194H203V192H202ZM208 194H209V193H208ZM215 194H216V193H215ZM137 195H138V194H137ZM203 195H204V194H203ZM206 195H207V194H206ZM210 195H211V193H210ZM28 196H29V195H28ZM28 196H27V198H28ZM141 196H142V195H141ZM149 196H150V195H149ZM175 196H176V195H175ZM16 197H17V196H16ZM18 197H19V196H18ZM30 197H31V196H30ZM142 197H144V195H143ZM145 197H146V196H145ZM151 197H152V196H151ZM151 197H150V198H151ZM205 197H206V196H205ZM205 197H204V198H205ZM135 198H136V197H135ZM148 198H149V197H148ZM148 198H147V200H148ZM152 198H154V197H152ZM173 198H174V197H173ZM206 198H207V197H206ZM206 198H205V201H206ZM208 198H209V197H208ZM219 198H220V197H219ZM144 199H145V198H144ZM154 199H155V198H154ZM178 199H179V197H178ZM191 199H192V198H191ZM210 199H211V198H210ZM210 199H209V200H210ZM15 200H16V199H15ZM17 200H18V198H17ZM28 200H30V199H28ZM32 200H33V199H32ZM200 200H201V199H200ZM202 200H203V199H202ZM212 200H213V199H212ZM217 200H218V199H217ZM128 201H130V200H128ZM139 201H140V200H139ZM153 201H154V200H153ZM192 201H193V200H192ZM218 201H219V200H218ZM218 201H217V202H218ZM227 201H228V200H227ZM15 202H16V201H15ZM30 202H31V201H30ZM193 202H194V201H193ZM198 202H199V200H198ZM209 202H212V201H209ZM25 203L28 204L27 202H25ZM130 203H131V202H129V204H130ZM176 203H177V202H176ZM205 203H206V202H205ZM212 203H213V202H212ZM214 203H215V202H214ZM13 204H14V203H13ZM23 204H24V202H23ZM29 204L31 205V203H29ZM133 204H134V203H133ZM142 204H143V203H142ZM142 204H141V205H142ZM154 204H155V203H153V205H154ZM157 204H158V203H157ZM201 204H202V203H201ZM201 204H200V205H201ZM206 204H207V203H206ZM206 204H205V205H206ZM33 205H34V204H33ZM131 205H132V203H131ZM196 205H197V204H196ZM200 205H199V206H200ZM134 206H135V205H134ZM28 207H29V206H28ZM140 207H141V206H140ZM133 208H134V207H133ZM133 208H132V210H133ZM24 209H27V208L24 207ZM126 210H127V208H126ZM157 210H158V209H157ZM157 210H156V211H157ZM128 212H129V211H128ZM157 212H158V211H157ZM127 214H128V213H126V215H127ZM160 214H161V213H160ZM162 215H163V214H162ZM162 215H161V216H162ZM156 216H157V215H156ZM10 217H12V216H10ZM15 217H17V216H15ZM34 217H36V216H34ZM34 217H33V218H34ZM20 218H21V217H20ZM38 218H39V217H38ZM3 219H4V218H3ZM12 220H14V219L12 218ZM15 220H16V219H15ZM39 220H40V219H39ZM137 220H138V219H137ZM6 221H7V220H6ZM10 221H11V220H10ZM31 221H32V220H31ZM7 222H8V221H7ZM35 222H36V221H35ZM37 222H38V221H37ZM32 223H33V221H32ZM1 224H2V223H1ZM36 224H37V223H36ZM2 226H3V224H2ZM61 228H63V227H61ZM137 228H138V227H137ZM56 229H57V230H60V229H58V228H56ZM65 229H66V228H65ZM85 229H87V228H85ZM90 229H91V228H89V230H90ZM6 230H8V229H6ZM89 230H88V233H89ZM93 230H94V229H93ZM76 231H77V230H76ZM78 231H79V230H78ZM78 231H77V233H78ZM80 231H81V229H80ZM80 231H79V232H80ZM141 231H142V230H141ZM1 232H2V231H1ZM1 232H0V233H1ZM58 232H59V231H58ZM74 232H75V231H74ZM81 232H83V231H81ZM86 232H87V231H86ZM4 233H5V232H4ZM83 233H84V232H83ZM83 233H82V234H83ZM7 234H8V233H7ZM60 234H61V233H60ZM62 234H63V233H62ZM62 234H61V235H62ZM79 234H80V233H79ZM89 234H90V233H89ZM91 234L93 235V232H91ZM72 235H76V236H77L76 232H75V234H72ZM86 235H88V234H86ZM155 235H156V234H155ZM63 236H64V235H63ZM81 236H82V235H80V236L78 235L77 240H78L79 237H81ZM89 236H91V235H89ZM159 236H161V235H159ZM61 237H62V236H61ZM65 237H66V236H65ZM70 237H71V236H70ZM70 237L68 236V238H70ZM72 237L74 238V236H72ZM82 237H83V236H82ZM66 238H67V237H66ZM83 238H84V237H83ZM88 238H89V237H88ZM148 238H149V237H148ZM62 239H63V238H60L59 241H61ZM81 239H82V238H81ZM81 239H80V241H81ZM152 239H153V238H152ZM160 239H161V238H160ZM63 240H64V239H63ZM63 240H62V241H63ZM66 240H67V239H66ZM68 240H69V239H68ZM70 240H71V238H70ZM70 240H69V241H70ZM74 240H75V239H74ZM86 240H88V239H85V241H86ZM157 240H158V238H157ZM0 241H1V240H0ZM26 241H27V240H26ZM26 241H24V242H26ZM69 241H68V242H69ZM85 241H83L82 243H84ZM154 241H155V240H154ZM158 241H161V240H158ZM28 242H29V241H28ZM71 242H72V241H70L69 244H71V246H72L73 243H71ZM151 242H152V241H151ZM59 243H61V242H59ZM62 243H63V242H62ZM76 243H78V242L76 241ZM76 243H75V244H76ZM25 244H27V243H25ZM57 244H58V243H57ZM63 244H64V243H63ZM61 245H62V244H61ZM64 245H66V244H64ZM154 245H155V244H154ZM20 246H21V245H20ZM24 247H26V245H25ZM24 247H23V248H24ZM59 247H60V245H59ZM72 247H73V246H72ZM20 248H21V247H20ZM23 248H21V249L23 250ZM46 248H47V247H46ZM54 248H56V246H55ZM54 248H53V249H54ZM63 248H64V246H63ZM73 248H74V247H73ZM115 248H116V246H115ZM118 248H119V247H118ZM118 248H117V249H118ZM21 249H20V250H21ZM59 249H61V248H59ZM66 249H67V248H66ZM66 249H65V250H66ZM190 249H191V248H190ZM17 250H18V248H17ZM43 250H44V249H43ZM43 250H42V252H43ZM70 250H71V249H70ZM118 250H119V249H118ZM118 250H116V251H118ZM66 251H67V250H66ZM72 251H73V249H72ZM18 252H19V250H18ZM18 252H17V253H18ZM67 252H68V251H67ZM53 253H56V251H54ZM62 253L65 254L64 252H62ZM62 253H61V254H62ZM113 253H114V252H113ZM19 254H20V253H19ZM47 254H48V253H47ZM56 254H57V253H56ZM66 254H70V253H66ZM116 254H118V253H116ZM183 254H184V253H183ZM15 255H16V254H15ZM15 255H14V256H15ZM40 255H42V254H40ZM58 255H59V254H58ZM58 255H57V256H58ZM114 255H115V254H114ZM118 255H120V254H118ZM52 256H53V255H52ZM60 256H61V255H60ZM42 257H43V256H42ZM46 257H47V256H46ZM55 259H56V256H55ZM186 261H187V260H186ZM204 262H205V261H204ZM188 263H189V262H188ZM188 263H187V264H188Z\"/></svg>", "mask_w": 264, "mask_h": 264}]
</instances>
